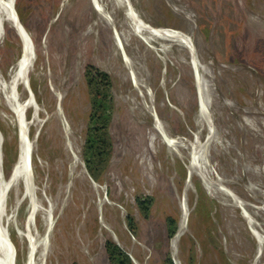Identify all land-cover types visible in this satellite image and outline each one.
I'll list each match as a JSON object with an SVG mask.
<instances>
[{
  "label": "rangeland",
  "instance_id": "obj_1",
  "mask_svg": "<svg viewBox=\"0 0 264 264\" xmlns=\"http://www.w3.org/2000/svg\"><path fill=\"white\" fill-rule=\"evenodd\" d=\"M127 7L183 40L148 41ZM14 8L35 60L18 88L28 101L34 183L12 188L3 205L13 262L28 263L37 244L36 264H108L110 238L133 264H162L167 253L174 264H255L242 204L264 210V0H14ZM20 53L6 24L0 71ZM87 63L109 73L114 98L113 151L99 180L81 157ZM18 126L0 92L5 174L17 157ZM147 195L143 215L136 197ZM185 206L173 245L165 220L176 218L175 237ZM254 218L264 222V214Z\"/></svg>",
  "mask_w": 264,
  "mask_h": 264
},
{
  "label": "bare ground",
  "instance_id": "obj_2",
  "mask_svg": "<svg viewBox=\"0 0 264 264\" xmlns=\"http://www.w3.org/2000/svg\"><path fill=\"white\" fill-rule=\"evenodd\" d=\"M97 1L99 2L100 0ZM104 9L105 7L103 4L102 10ZM128 16L136 24L138 31L143 35H145L146 39L150 42L156 39L178 40V41L183 40L184 35L182 34V32L175 29L152 26L146 21H144L135 12V10L132 7L128 9ZM6 24L11 26L15 30L17 35L20 37L21 53L17 61L13 64V66L8 68L6 74L0 71V92L5 96L6 100L10 102L12 106V112H15L18 115V125L20 127V135H19V146H18L19 149L16 160L10 172L8 174H5L3 171V156H2L3 138L0 132V223H1L0 224V264H15L13 262V257L11 256V251L13 252V247L10 242V236L8 230V226L10 223L9 222L10 216L5 215L3 205L6 195H8V192L12 188L17 187L19 189L20 185H22L23 189L27 190V188L30 189L31 184L34 183L31 172L32 146L30 141L26 139V135H25L26 128L28 127L29 122L25 119L23 114L24 110L28 107V101L26 102L25 99L24 100L22 99L21 94L18 93V88L21 84L20 82L21 78L26 74H29L30 68L31 66H33L35 60V48L30 35L28 34L22 22L18 18V15L16 14L14 8V0H0V40L4 35ZM16 89L17 92L15 91ZM31 98L29 100H32ZM198 159L200 161V157ZM205 167H207V165L201 164L202 172L204 173L206 178L210 179L212 174H210L209 170L206 169ZM196 171L197 170H195V172ZM253 190L256 189L253 188ZM242 205L243 207L249 210L250 213L249 215L251 216V218L248 221V226L251 236L254 238L256 243L253 261L255 264H260V262L263 261L262 264H264V222L258 223L257 221H254L252 219L255 217L258 220V218L262 214H264V210H257V209L253 210L251 206L248 204H242ZM31 212L32 214L36 212L35 207L32 208ZM186 216H187V207L185 206L183 208L179 230L175 235V237L173 236V242H172L173 245L175 244L177 236L181 233L183 229ZM46 228L49 229V227L47 226ZM36 245L35 244L32 245L31 251L29 252L30 254L28 253L30 255V259L29 262L26 264H36L34 260L33 261L31 260L32 254L35 253Z\"/></svg>",
  "mask_w": 264,
  "mask_h": 264
},
{
  "label": "trees",
  "instance_id": "obj_3",
  "mask_svg": "<svg viewBox=\"0 0 264 264\" xmlns=\"http://www.w3.org/2000/svg\"><path fill=\"white\" fill-rule=\"evenodd\" d=\"M83 73L89 97V110L81 157L88 175L93 180H99L113 151L109 130L114 109L112 79L108 72L93 63H87ZM152 201L153 197L150 195L136 197V203L143 215H148ZM165 223L167 236H174L177 231L176 218L167 216ZM126 224L131 232H136V222L131 214L126 215ZM104 250L108 264H133L129 254L110 238L104 241ZM162 264H174L169 253L165 254Z\"/></svg>",
  "mask_w": 264,
  "mask_h": 264
},
{
  "label": "water",
  "instance_id": "obj_4",
  "mask_svg": "<svg viewBox=\"0 0 264 264\" xmlns=\"http://www.w3.org/2000/svg\"><path fill=\"white\" fill-rule=\"evenodd\" d=\"M18 128H19V126H18ZM174 261V260H173Z\"/></svg>",
  "mask_w": 264,
  "mask_h": 264
}]
</instances>
